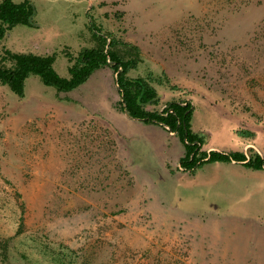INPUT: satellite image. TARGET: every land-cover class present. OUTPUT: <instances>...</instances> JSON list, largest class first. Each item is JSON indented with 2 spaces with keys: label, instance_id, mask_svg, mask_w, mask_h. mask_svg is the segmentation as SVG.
Listing matches in <instances>:
<instances>
[{
  "label": "rangeland",
  "instance_id": "374dc122",
  "mask_svg": "<svg viewBox=\"0 0 264 264\" xmlns=\"http://www.w3.org/2000/svg\"><path fill=\"white\" fill-rule=\"evenodd\" d=\"M31 1L35 27H14L0 54L56 53L69 77L65 53L98 45L93 21L121 53L139 52L129 75L154 80L158 109L190 101L215 150L264 153V0ZM120 100L110 67L71 92L31 76L20 98L0 82L4 264H264V170L187 174L184 145Z\"/></svg>",
  "mask_w": 264,
  "mask_h": 264
},
{
  "label": "trees",
  "instance_id": "16d2710c",
  "mask_svg": "<svg viewBox=\"0 0 264 264\" xmlns=\"http://www.w3.org/2000/svg\"><path fill=\"white\" fill-rule=\"evenodd\" d=\"M36 7L31 0L16 2L0 0V40L17 25L35 27ZM98 45L82 49L77 55L66 52L69 77L60 75L55 62L57 54H37L33 52H14L4 49L0 54V82L7 85L20 98L25 97L26 82L31 76H38L47 86L54 87L59 93L71 92L87 83L98 71L110 67L116 74L122 110L132 119L146 124H157L169 133L176 134L185 147V155L180 160V168L191 172L208 163L236 162L247 168L264 170V157L258 152L248 154L240 151L225 152L204 150L208 142L207 133L195 132L192 120L193 103L175 100L158 109L162 94L153 84L152 78L132 77L129 73L141 62L140 54L121 53L116 47L119 41L112 35H102L92 21ZM153 106V109H149ZM240 133V132H239ZM245 132H241L243 135ZM250 134V132H246ZM251 135V134H250ZM2 263L9 261V243L0 242Z\"/></svg>",
  "mask_w": 264,
  "mask_h": 264
},
{
  "label": "crops",
  "instance_id": "0c3cea01",
  "mask_svg": "<svg viewBox=\"0 0 264 264\" xmlns=\"http://www.w3.org/2000/svg\"><path fill=\"white\" fill-rule=\"evenodd\" d=\"M160 126V125H159ZM162 127V126H161ZM163 128V127H162ZM164 129V128H163ZM239 132H240V137L241 138H245V141H247V140H249L248 139V136L250 135V134H248V133H246L247 131H242V130H240L239 129V126H237V128H236ZM165 130V132H167L168 134H170V135H174L179 141H180V139L178 138V136L177 135H175V134H173V133H169L166 129H164ZM193 130L195 131V132H198V131H196L194 128H193ZM249 131H251L252 132V130H250L249 129ZM248 131V132H249ZM241 132H245L243 135H241ZM252 135H250V137H251V139L250 140H252V139H254L255 137H256V135L254 134V132H252L251 133ZM181 142V141H180ZM204 150H207V151H210V150H215V148L209 143V141L207 142V144L204 146ZM238 151H240V152H244V153H246L247 155H249L247 152H245L244 151V149L243 148H240V149H238ZM260 154V153H259ZM185 155V148H184V150H183V152L181 153V154H179V156L177 157V159H178V162H179V164H180V160H181V158L183 157ZM261 156H263L264 157V153H261ZM219 163V162H218ZM222 163H226V164H229L231 167H233L234 165H236V166H238V167H242L243 169H251V168H247L246 166H244L243 164H241V163H236V162H222ZM251 170H255V169H251ZM246 171H250V170H246ZM257 171H260V170H257ZM187 174H188V172H186ZM241 175H244V176H250V175H248L246 172H244V170H241V173H240ZM255 176H257V177H259L258 179L259 180H264V174L263 173H261V172H256V175ZM250 177H252V176H250ZM254 177V176H253ZM247 264H250V263H247Z\"/></svg>",
  "mask_w": 264,
  "mask_h": 264
}]
</instances>
